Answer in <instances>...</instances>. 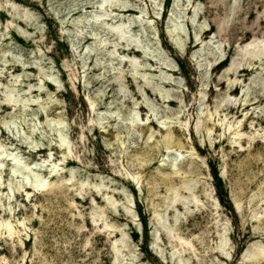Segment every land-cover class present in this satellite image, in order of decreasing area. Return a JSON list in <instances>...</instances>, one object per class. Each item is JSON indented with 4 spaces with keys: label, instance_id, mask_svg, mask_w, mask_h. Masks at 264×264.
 I'll return each instance as SVG.
<instances>
[{
    "label": "rangeland",
    "instance_id": "1",
    "mask_svg": "<svg viewBox=\"0 0 264 264\" xmlns=\"http://www.w3.org/2000/svg\"><path fill=\"white\" fill-rule=\"evenodd\" d=\"M253 34L264 0H0V264H264Z\"/></svg>",
    "mask_w": 264,
    "mask_h": 264
},
{
    "label": "bare ground",
    "instance_id": "2",
    "mask_svg": "<svg viewBox=\"0 0 264 264\" xmlns=\"http://www.w3.org/2000/svg\"><path fill=\"white\" fill-rule=\"evenodd\" d=\"M15 6V5H14ZM129 10V9H128ZM12 22V21H11ZM9 23V22H8ZM246 27V26H245ZM257 27V26H256ZM121 30V29H120ZM123 31V30H122ZM253 33L254 32H256V31H252ZM122 33V32H121ZM121 33H120V35H121ZM205 33V32H204ZM262 33V32H261ZM124 34V33H123ZM259 35V34H258ZM262 36V35H261ZM264 42V40L263 39H261V38H258L257 36H256V34H253V37H252V40L250 41V42H248V45L250 46V45H254L255 47H258V46H260V44H262ZM254 47V48H255ZM249 48V47H248ZM259 48V47H258ZM127 51V52H129V53H133V54H138L140 51H139V49L135 46V45H129V46H127L125 49H124V51ZM247 50V49H246ZM249 50V49H248ZM254 50V49H253ZM256 50V49H255ZM254 50V51H255ZM259 52V51H258ZM257 52V53H258ZM260 52L262 53V54H264V47H262V48H260ZM253 54H254V52H253ZM256 54V53H255ZM259 54V53H258ZM261 55V54H260ZM245 71H248V69H246V68H242V69H240L239 70V72L240 73H242V72H245ZM214 112H217V110H215ZM212 114V113H211ZM209 118V117H208ZM204 121V120H203ZM207 121V120H206ZM209 121V120H208ZM199 122V121H198ZM200 126V125H199ZM203 126V125H202ZM198 127V126H197ZM199 128V127H198ZM205 129H206V131L207 132H209L210 133V131H212V128L211 127H209L208 125H205ZM197 130V129H196ZM234 136H238V137H240V133H239V131H235L234 132ZM237 139V138H236ZM236 139H235V142H236ZM238 140V139H237ZM239 143V142H238ZM2 146V145H1ZM3 147V146H2ZM205 147H206V145H205ZM205 147H203V148H205ZM167 148H169V146L167 147ZM200 148H202V147H200ZM2 149V148H1ZM69 150V149H68ZM14 160V159H13ZM74 163H76V161H74L73 159H71V158H67L66 160H65V164L66 165H69V164H74ZM22 164V163H21ZM14 166H15V168L16 169H22V168H20L21 167V165H20V162L18 163V161L16 160L15 161V163H14ZM22 167H24V166H22ZM55 167H56V165H55ZM25 168V167H24ZM30 168V167H29ZM28 169V168H27ZM181 172V173H180ZM175 175H180V174H182V171H180V170H176V171H174L173 172ZM33 174V176L35 177V184L33 185L34 186V188L36 189V190H38V191H42V190H45L46 189V187L48 186V183L44 180V179H42V178H39L38 176H37V174H35V173H32ZM51 175H54V172H52L51 173ZM138 175V174H137ZM183 175V174H182ZM132 176V175H131ZM136 176V175H135ZM29 178V177H28ZM135 179H136V177H134ZM138 182V181H137ZM86 185V184H85ZM81 189V188H80ZM179 195L176 193V195H175V197H178ZM180 197V196H179ZM180 198H182V196L180 197ZM175 200L176 199H174L173 201L175 202ZM194 200H196V201H199V199L197 198V196L195 197L194 196ZM130 201V200H129ZM115 202V201H114ZM113 202V203H114ZM174 204V203H173ZM170 205V204H169ZM238 205V204H237ZM171 206V205H170ZM96 211V210H95ZM94 211V212H95ZM101 212V211H100ZM93 213V212H92ZM97 213V212H96ZM96 213L94 214L93 213V216L94 215H96ZM94 218V217H93ZM92 218V220L93 221H95L94 219ZM96 219V218H95ZM0 225H2V226H4L5 228H6V230H7V233H8V235H12V233H13V230H14V228H13V226H12V224L9 222V221H1V223H0ZM107 226V225H106ZM246 231L244 232V235H243V238H254V237H256L257 236V232H251V231H249V228H248V226L246 227ZM174 236V235H173ZM226 236V235H225ZM221 237H224L223 235H221ZM175 238H176V236H175ZM177 241H179V244H181V245H186L187 247H188V249H190V248H193L194 247V245H193V243L190 241V240H187V239H184L183 237H181V236H177ZM116 244V243H115ZM226 244H227V239L224 237L222 240H221V245L219 246L220 247V249H222V251L220 250V253H218V252H216V253H218L217 255L219 256V257H221V258H225V257H227V259H228V261H229V263L228 264H232V262H233V257H230V256H224V254H223V249H224V247L226 246ZM185 246V247H186ZM117 247V246H116ZM184 247V246H183ZM181 248H182V246H181ZM195 248V247H194ZM115 250L117 251L118 250V248H115ZM120 250V249H119ZM187 249L185 248V251H186ZM192 250V249H191ZM225 250V249H224ZM259 251H261V252H263V250H261V249H259ZM118 254V253H117ZM116 257V256H115ZM183 258V257H182ZM115 259H117V258H115ZM118 260V259H117ZM116 261V260H115ZM121 261V260H120ZM1 263V262H0ZM132 264V263H131ZM178 264H184V261H183V259H179L178 260Z\"/></svg>",
    "mask_w": 264,
    "mask_h": 264
}]
</instances>
